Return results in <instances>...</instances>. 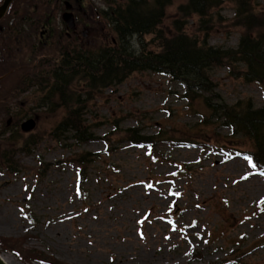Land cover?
<instances>
[{
	"label": "rangeland",
	"instance_id": "rangeland-1",
	"mask_svg": "<svg viewBox=\"0 0 264 264\" xmlns=\"http://www.w3.org/2000/svg\"><path fill=\"white\" fill-rule=\"evenodd\" d=\"M85 1L88 44L110 43V27L93 17L106 0ZM183 1L173 0L164 25ZM247 1L264 16V0ZM235 17V4L225 0L206 28L210 45L237 46L245 27L236 25ZM31 20L36 24L35 16ZM197 21L193 17L187 29H195ZM28 24L17 35L23 55L31 52L21 65L24 76H48L45 69L53 70V64L40 52L48 48L37 42L36 30L42 29ZM48 27L54 34L48 53L55 55L69 40L67 29L60 14ZM197 35L202 39L205 33ZM132 43L138 49V39ZM210 78L208 90L191 101L186 87L170 76L132 73L85 102L84 118L95 138L81 144L67 133H51L63 110L55 114L39 104L36 88L1 98L0 238L27 253L1 245L0 253L13 255L16 264H47L29 258L32 250L70 264H264V175L245 159L242 151L249 142L241 136L226 141L231 130L219 113L208 119L209 128H198L211 114L206 99L219 104L250 99L258 108L264 104V86L230 76L222 66H215ZM29 117L36 127L26 133L20 124ZM160 128L165 134H190L196 144L172 138L138 145L125 139L129 129L154 136ZM220 138L224 144L215 145ZM233 147L241 151L226 149ZM84 152L90 159L80 187Z\"/></svg>",
	"mask_w": 264,
	"mask_h": 264
},
{
	"label": "trees",
	"instance_id": "trees-1",
	"mask_svg": "<svg viewBox=\"0 0 264 264\" xmlns=\"http://www.w3.org/2000/svg\"><path fill=\"white\" fill-rule=\"evenodd\" d=\"M57 1L15 0L7 16L0 22L3 27L0 29V75L10 72L0 81V99L8 94L20 95L36 88L41 94L39 104L48 107L51 113L63 110L60 112L61 118L51 130L56 137L67 133L78 144L94 139L95 135L84 118L85 102L94 99L99 92L119 85L134 72L152 71L169 75L186 87L185 96L191 101L199 92L208 90L207 83L210 84V73L215 66L227 67L230 76L264 86V16L256 14L247 0H231L235 4L236 25L245 27L235 48H219L208 43L206 28L215 23V13L223 7L225 0H184L179 4L177 15L170 25H164V20L173 0L109 2L108 10H103L102 16L109 22L117 46L102 51L98 58L97 55H86L81 59L77 54L64 53L62 63L53 65V70L45 69L48 76H39L38 73L33 77L24 76L21 65L28 55L31 58V52L23 55V52L18 51L20 42L17 35H23L27 22L36 29L39 19L49 18L57 9L53 6ZM34 16L36 24L31 23ZM193 17L198 21L195 23L196 28L189 31L187 26ZM202 32L205 33L204 37L198 38L197 34ZM134 38L138 39V49L135 50L132 48ZM30 39V36L25 37L27 42ZM41 53L45 55L43 57L49 55L47 51ZM206 105L211 114L202 120L198 128H209L208 119L219 113L223 124L231 130L226 141L235 142L237 136L246 139L250 145L246 152L264 169V104L256 108L250 99H240L233 104L212 103L206 99ZM137 130L124 132L125 139L132 143L151 145L157 141L164 143L174 139L196 143L194 136L181 132L167 131L165 134L160 128L154 136H145ZM214 143L224 144L221 138L214 140ZM84 154L88 152L79 158L83 176L84 163L90 159ZM4 158L7 159L6 156ZM10 241L0 238V245L12 248L19 255L27 253L21 245ZM27 256L50 264H70L40 250H32Z\"/></svg>",
	"mask_w": 264,
	"mask_h": 264
},
{
	"label": "flooded vegetation",
	"instance_id": "flooded-vegetation-1",
	"mask_svg": "<svg viewBox=\"0 0 264 264\" xmlns=\"http://www.w3.org/2000/svg\"><path fill=\"white\" fill-rule=\"evenodd\" d=\"M84 6L85 5H84L83 1L80 0L79 1V4H78V10L82 13V15H85L86 14V12L82 10ZM74 10H75V8H74ZM78 10L76 8L75 11H78ZM80 12H79V14H80ZM77 22L78 23L76 25V31H74V33L73 32H69L68 30H66V32H65V34L67 36L73 37V41L74 42H70L68 45L63 46L62 52L60 51V53H68L69 54V53H76L78 51L77 53H81L80 56H79V58H81V59L83 58L84 59V56H85L84 53H86V51H85L86 48L84 46V41L81 40V37H82L81 35L83 34V32H84V34L86 33L85 32V29H87V27H89V26H87V23H85V21L83 19L77 20ZM40 38H44V33H42V32L40 33ZM48 38L49 39H52L53 38V33L52 32H51L50 35H48ZM48 42L49 41H46L44 43V45L46 43H48ZM87 45H90V44H87ZM89 51H91V50H89Z\"/></svg>",
	"mask_w": 264,
	"mask_h": 264
},
{
	"label": "water",
	"instance_id": "water-1",
	"mask_svg": "<svg viewBox=\"0 0 264 264\" xmlns=\"http://www.w3.org/2000/svg\"><path fill=\"white\" fill-rule=\"evenodd\" d=\"M13 0H3L2 4L0 5V19L3 18V16L6 14L7 10H8V7L10 5V3L12 2ZM71 6L69 5V3L67 2V8L69 9ZM63 19L64 21L71 27V28H74V16L71 12L69 11H66L63 13ZM35 126V121L34 119L30 118L26 121H24L21 125L22 129L24 131H30L31 129H33ZM0 264H7L3 258L1 257L0 255Z\"/></svg>",
	"mask_w": 264,
	"mask_h": 264
},
{
	"label": "bare ground",
	"instance_id": "bare-ground-1",
	"mask_svg": "<svg viewBox=\"0 0 264 264\" xmlns=\"http://www.w3.org/2000/svg\"><path fill=\"white\" fill-rule=\"evenodd\" d=\"M1 256L7 264H16L15 261L17 260L10 253H2Z\"/></svg>",
	"mask_w": 264,
	"mask_h": 264
},
{
	"label": "snow or ice",
	"instance_id": "snow-or-ice-1",
	"mask_svg": "<svg viewBox=\"0 0 264 264\" xmlns=\"http://www.w3.org/2000/svg\"><path fill=\"white\" fill-rule=\"evenodd\" d=\"M245 159L249 162L252 167H256V165L252 162L251 157H245ZM261 175H264V172H261ZM175 195H179V193H175Z\"/></svg>",
	"mask_w": 264,
	"mask_h": 264
}]
</instances>
